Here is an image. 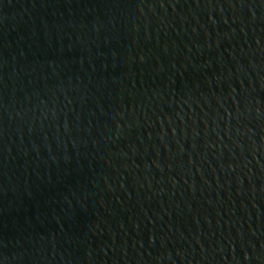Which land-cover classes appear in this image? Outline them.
I'll return each instance as SVG.
<instances>
[{
  "label": "water",
  "instance_id": "1",
  "mask_svg": "<svg viewBox=\"0 0 264 264\" xmlns=\"http://www.w3.org/2000/svg\"><path fill=\"white\" fill-rule=\"evenodd\" d=\"M0 264H264V0H0Z\"/></svg>",
  "mask_w": 264,
  "mask_h": 264
}]
</instances>
